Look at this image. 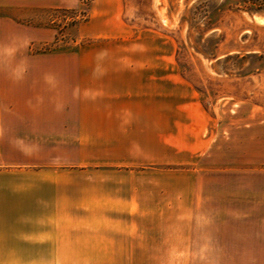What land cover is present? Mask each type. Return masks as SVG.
<instances>
[{"label":"rangeland","instance_id":"374dc122","mask_svg":"<svg viewBox=\"0 0 264 264\" xmlns=\"http://www.w3.org/2000/svg\"><path fill=\"white\" fill-rule=\"evenodd\" d=\"M75 1L70 8L60 6L64 0H0V55H11L0 56V64L51 65L50 54L82 52L85 58L73 64L172 67L175 77L188 82L189 99L207 115L211 135L228 139L231 132L236 148L248 136V164H222L237 174L248 169V204L240 194L245 181L238 180L236 203L225 201L221 207L236 210V218H222L205 236L194 221L181 225L174 218L167 242L142 250L133 242L134 219L69 216V187L62 184L61 218L39 220L46 228L53 222L61 228L60 249L37 248L32 234L37 219L24 218L18 197L12 207L0 209V264H264V22L256 18L264 17V0H248V11L236 5L238 0ZM184 156L174 155L167 167L157 165L158 172L167 168L175 181H187L185 193L195 199L192 179L202 157L190 155L182 164ZM70 157L78 155H62ZM218 157L239 159L236 153ZM21 169V154L0 153V183L26 177ZM56 170L69 177L68 169ZM184 206L177 203L175 209ZM51 238L42 236L44 242Z\"/></svg>","mask_w":264,"mask_h":264},{"label":"crops","instance_id":"0c3cea01","mask_svg":"<svg viewBox=\"0 0 264 264\" xmlns=\"http://www.w3.org/2000/svg\"><path fill=\"white\" fill-rule=\"evenodd\" d=\"M64 1L60 6L70 8L78 2ZM48 58L54 64H0V143L5 141L0 153L21 154L26 174L0 183V209L21 198L24 218L37 219L32 230L37 248L60 249L61 228L55 222L46 228L39 220L61 218L62 184L69 187V216L134 219L133 242L142 250L166 243L174 218L181 225L194 221L204 236L214 233L222 218H236V210L221 207L225 201L236 203L238 180L245 181L240 194L248 204V169L237 174L222 166L248 164V136L236 148L231 132L228 139L211 135L207 115L189 99L188 82L175 77L172 67L73 64L85 58L82 52ZM226 153L239 159L221 161L218 155ZM63 154L78 158L62 159ZM183 154L182 164L190 155L202 157L192 179L195 199L185 193L187 181H175L167 168L158 172L157 165L167 167L174 155ZM56 166L68 169L69 177L62 178ZM177 203L184 208L175 209ZM242 215L248 217L247 209ZM45 234L52 237L48 242Z\"/></svg>","mask_w":264,"mask_h":264},{"label":"trees","instance_id":"16d2710c","mask_svg":"<svg viewBox=\"0 0 264 264\" xmlns=\"http://www.w3.org/2000/svg\"><path fill=\"white\" fill-rule=\"evenodd\" d=\"M239 4H241L243 7H246L247 8V11H248V0H238V1H236V5H239ZM254 11L261 12V9H259V10H256L255 9Z\"/></svg>","mask_w":264,"mask_h":264},{"label":"bare ground","instance_id":"6f19581e","mask_svg":"<svg viewBox=\"0 0 264 264\" xmlns=\"http://www.w3.org/2000/svg\"><path fill=\"white\" fill-rule=\"evenodd\" d=\"M257 20L260 21V22H264V19H260V17L257 18Z\"/></svg>","mask_w":264,"mask_h":264}]
</instances>
